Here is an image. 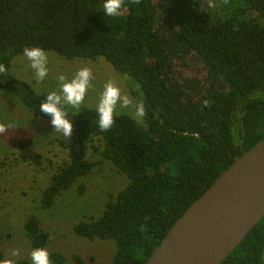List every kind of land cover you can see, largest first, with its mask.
<instances>
[{"label":"trees","instance_id":"1","mask_svg":"<svg viewBox=\"0 0 264 264\" xmlns=\"http://www.w3.org/2000/svg\"><path fill=\"white\" fill-rule=\"evenodd\" d=\"M203 1L123 0L121 14L107 17L103 0H0V91L35 117L50 119L39 112L46 93L10 71L26 46L65 59L103 57L135 85L136 102L144 104L141 122L117 113L107 131L95 125V108L76 115L69 109L76 149L40 196L47 208L91 171L89 144L124 173L126 184L100 215L72 226L78 235L112 239L110 264H145L175 219L264 137V0H220L209 10ZM192 60L205 70L204 81L175 69ZM23 225L32 248L44 247L49 234L37 217ZM49 253L51 264H65L63 254ZM5 259L0 249V262ZM219 264H264V215Z\"/></svg>","mask_w":264,"mask_h":264},{"label":"rangeland","instance_id":"2","mask_svg":"<svg viewBox=\"0 0 264 264\" xmlns=\"http://www.w3.org/2000/svg\"><path fill=\"white\" fill-rule=\"evenodd\" d=\"M219 3L220 0H204L202 6L206 10L215 9ZM46 52L49 56V76L45 81L36 82L23 53L12 58L11 73L31 83L37 92L47 93L58 90L56 76L59 73L71 75L78 68L87 66L93 72V87L86 94L80 109L95 108L99 93L108 79H112L121 88L122 94L128 95L135 104V85H130L127 78L103 57L65 59L53 51ZM175 69L185 76L205 79V70L197 60L178 64ZM117 113H126L137 122L142 121V118L135 117L134 107L118 108ZM9 121L13 126L0 130V249L4 258H9L13 250H19L20 259H26L31 264L28 257L33 248L23 224L26 218L35 216L49 234L44 247L49 252L63 254L65 264H75V255L84 261L92 259L96 264H110L116 250L114 241L78 235L72 226L80 220L97 218L109 196H115L126 184V175L117 171L89 144L87 157L94 161L91 171L78 177L68 189L62 190L49 207L42 208L40 196L43 189L59 166L69 161L76 147L72 145L70 136L65 137L63 133L52 130L50 119L35 117L14 96L0 91V125ZM26 138L30 139L29 144H17ZM98 141L95 137L92 142L98 147Z\"/></svg>","mask_w":264,"mask_h":264},{"label":"water","instance_id":"3","mask_svg":"<svg viewBox=\"0 0 264 264\" xmlns=\"http://www.w3.org/2000/svg\"><path fill=\"white\" fill-rule=\"evenodd\" d=\"M264 215V137L175 219L145 264H219Z\"/></svg>","mask_w":264,"mask_h":264},{"label":"clouds","instance_id":"4","mask_svg":"<svg viewBox=\"0 0 264 264\" xmlns=\"http://www.w3.org/2000/svg\"><path fill=\"white\" fill-rule=\"evenodd\" d=\"M123 0H103V15L115 17L121 14ZM23 55L28 61V67L32 70L37 83L43 82L49 76V56L40 46H31L23 48ZM5 71L3 65H0V72ZM92 69L84 66L78 68L73 74L67 75L59 73L56 76L58 90H51L45 94L44 99L39 105V112L50 117L52 130L63 133L65 137L72 134L73 120L69 118V107L79 113L80 106L84 103L86 94L93 87ZM204 105L209 103L203 101ZM134 107L135 117L137 119L145 116V107L142 101H133L128 95L122 94L112 79H108L102 91L99 93L98 102L95 106L96 126L100 131H107L112 128L117 109H128ZM9 121L7 124L0 125V130L12 127ZM21 258L19 250H13L10 257L0 262V264H17ZM31 264H51L50 253L45 247H36L29 253Z\"/></svg>","mask_w":264,"mask_h":264}]
</instances>
